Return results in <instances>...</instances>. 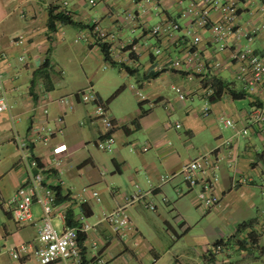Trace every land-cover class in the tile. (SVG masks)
<instances>
[{
  "label": "crops",
  "instance_id": "1",
  "mask_svg": "<svg viewBox=\"0 0 264 264\" xmlns=\"http://www.w3.org/2000/svg\"><path fill=\"white\" fill-rule=\"evenodd\" d=\"M58 1L0 0V75L13 104L11 114L0 113V264H40L31 250L19 258L10 255L22 243L36 245L40 206H32L31 220L18 223L3 203L28 181L13 137L27 133L39 81L51 97V126L64 110L57 99L88 86L106 103L116 126L115 145L106 151L98 149L94 142L103 128L90 117L94 107L77 102L65 114L62 132L53 135L48 146L34 150L40 158L50 154L64 157L61 175L46 173L45 184L60 185L75 200L85 198L65 207L73 222L82 214L91 226L81 242L86 264L97 256L105 264H264V130H252L245 136L236 133L246 125L253 107L264 106V89L239 99L225 91L219 100L210 102L199 96V78L188 81L186 71H155L154 38L148 30L175 16L187 0H160L145 6V12L139 10L141 24L133 28L123 25L119 16L134 11L138 0H95V5L89 0H67L65 10L74 24L58 27L54 23L52 28L49 9ZM253 1L251 5L241 0V21L251 18L248 10H257L259 2L264 4V0ZM254 19L263 24L264 12H255ZM93 23L117 33L119 44L134 43L131 55L125 48L115 50L126 58L123 64L131 73L115 59V65L104 59L89 30ZM135 30L138 36L124 39ZM14 38H22V42ZM207 40L206 31L201 49L211 58ZM183 42L166 46L167 56H177ZM253 47L264 55V28ZM22 56L24 61H20ZM233 73L224 68L216 76L233 90H243ZM174 86L189 90L187 99L179 100ZM137 89L145 95L144 101L137 97ZM204 108L207 116L201 115ZM226 118L234 121L233 127L225 125ZM203 154H211L219 162L216 193L221 200L208 212L195 206L193 193L179 198L174 190L182 186L181 166ZM165 176H169L167 181H163ZM85 189L97 190L99 199ZM137 190L145 192L155 209L147 208L144 201L127 205L131 227L121 237L102 216L125 205ZM82 204L90 215L82 212ZM52 223L59 230L67 226L56 216ZM218 240H226L223 251L207 260L204 251Z\"/></svg>",
  "mask_w": 264,
  "mask_h": 264
},
{
  "label": "built area",
  "instance_id": "2",
  "mask_svg": "<svg viewBox=\"0 0 264 264\" xmlns=\"http://www.w3.org/2000/svg\"><path fill=\"white\" fill-rule=\"evenodd\" d=\"M160 0H138L135 2L137 8L126 10L120 14L119 18L123 25L128 27H138L141 24L139 10L146 11L145 6H154ZM250 1L252 5L253 0ZM91 5H95V0H89ZM68 5L67 0H59L53 7L55 12H63L70 16L65 10ZM241 0H187L186 6L182 7L177 14L165 19L150 27L149 35L154 38L151 55L154 58L155 71L162 73L166 70L176 72H187L186 79L192 81L199 78V96L206 100L213 93L210 84L202 86L204 76H214L224 68H231L236 81L243 85L247 94L259 93L264 89V55L257 53L253 47L254 40L264 28L263 24H257L254 16L264 12V4L258 3L257 10H248L251 18L245 20L240 18ZM61 22L55 21V25L61 26ZM97 44L108 45L110 57L116 62L123 64L126 58H121L115 52L117 48H125L128 54L135 51L134 43L124 42L119 44L118 34L111 32L98 23H93L89 27ZM208 33L207 42L210 45L213 56H204L201 43L203 32ZM14 38V41L22 42V38ZM184 41L180 47V52L175 57L167 56L165 47L178 46L180 41ZM166 47V48H167ZM225 56V57H223ZM114 60V61H115ZM24 61V57H20ZM185 72V73H186ZM37 95L30 110L28 130L25 136L14 135V143L20 152L19 162L25 167L28 181L19 186L14 194L3 201L11 212L13 218L18 223H25L32 218V206H40L41 224L35 240V244L25 242L13 248L10 255L19 258L28 251L36 257L40 264H52L61 262L63 264H86L83 256V246L79 241V234L85 233L91 226L85 222L84 216L79 214L75 217L76 223L73 226H63L57 230L52 220L56 216L62 222H66L65 205L75 202H83V196L74 199L71 194L62 190V195L66 200L57 202L55 187L60 185L45 184L46 173L55 172L61 175L64 157L60 154H50L44 158L36 155L34 150L38 146H48L53 135L62 132L65 114L74 110V105L79 103L92 104L94 109L91 118L98 120L102 125V133L96 140L95 146L100 150H110L115 145L113 131L116 126L108 113L106 103L102 102L91 86L83 88L74 94L60 96L57 101L63 106V112L58 115L51 126L49 118L51 97L42 81L37 84ZM174 92L179 100L183 101L189 96V90L183 87L174 86ZM140 101L146 99L140 91H135ZM13 109V104L9 100L8 91L0 75V113H9ZM202 116L208 115V109L201 111ZM226 126L233 127L234 121L230 118L224 120ZM180 127L179 123H175ZM257 130L261 133L264 130V106H256L247 115V123L236 133L245 136L249 131ZM67 151V149L64 147ZM143 150H147L144 147ZM219 162L211 154H203L185 164L179 170L182 178V186L174 188L178 197H184L189 193L195 195V206L202 212H208L219 205L221 198L216 193V186L219 182ZM169 176H165L163 181H167ZM61 188V187H60ZM62 189V188H61ZM89 191L98 198L97 190ZM145 192L137 190L126 199V204L110 212L104 213L102 220L107 222L112 231L125 236V231L131 227V221L126 211V206L138 201H144L145 206L151 210L155 209L154 204L145 198ZM65 207V209H64ZM264 228V223L262 225ZM226 240L222 243H213L207 248L203 256L207 260L215 258L225 247ZM92 264H105L101 256H97Z\"/></svg>",
  "mask_w": 264,
  "mask_h": 264
},
{
  "label": "trees",
  "instance_id": "3",
  "mask_svg": "<svg viewBox=\"0 0 264 264\" xmlns=\"http://www.w3.org/2000/svg\"><path fill=\"white\" fill-rule=\"evenodd\" d=\"M55 21H59L62 24H74L73 20L70 18V16L65 15L63 12H55V7H51L49 9V26H51L53 28ZM101 51L103 53L104 59L106 61H108L111 64H117L114 62V60L110 57V53L108 50V45L105 43H101L99 44ZM117 65H119L121 68H123L125 71L131 73L132 70L129 66L122 64V63H118ZM159 73V72H158ZM156 75V74H155ZM210 79H208L207 81H202L203 84L202 86H207L208 84H210L213 88V93L212 95L209 97V101L210 102H215L217 100H219L222 96V94L225 91H228L230 93V95L234 98V99H239L244 97L245 95H247L246 91L240 90V91H235L232 88L229 87V83L225 82L223 79H221L220 77L214 75L209 77ZM118 92V91H117ZM116 92V93H117ZM56 193H57V202H62L64 200H66V196H63L62 193V189L57 186L55 187ZM82 212L85 215H90V211L87 210V208L82 204L80 206ZM66 223L68 226H73L75 224V222L72 221L70 214L66 215ZM84 239V233H80L79 234V241L82 242ZM216 243H222V240H218Z\"/></svg>",
  "mask_w": 264,
  "mask_h": 264
},
{
  "label": "rangeland",
  "instance_id": "4",
  "mask_svg": "<svg viewBox=\"0 0 264 264\" xmlns=\"http://www.w3.org/2000/svg\"><path fill=\"white\" fill-rule=\"evenodd\" d=\"M257 2H259V1H257ZM259 3H261V2H259ZM243 21L245 22V19H243ZM139 31L138 30H135L132 34H127L126 35V37L124 38V39H127V38H131V37H134V36H138L139 35V33H138ZM153 40V39H152ZM153 42H154V40H153ZM133 78V77H132ZM134 79V78H133ZM186 196V195H185ZM184 196V197H185ZM179 198H183V197H179ZM147 210H149V209H147ZM57 230H59V229H57Z\"/></svg>",
  "mask_w": 264,
  "mask_h": 264
}]
</instances>
